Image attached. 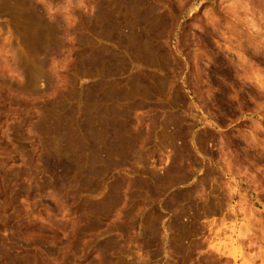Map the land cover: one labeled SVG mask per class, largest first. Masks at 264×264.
Segmentation results:
<instances>
[{"label": "rangeland", "instance_id": "1", "mask_svg": "<svg viewBox=\"0 0 264 264\" xmlns=\"http://www.w3.org/2000/svg\"><path fill=\"white\" fill-rule=\"evenodd\" d=\"M140 10L150 60L115 37ZM137 73L134 140L69 159ZM0 264H264V0H0Z\"/></svg>", "mask_w": 264, "mask_h": 264}, {"label": "bare ground", "instance_id": "2", "mask_svg": "<svg viewBox=\"0 0 264 264\" xmlns=\"http://www.w3.org/2000/svg\"><path fill=\"white\" fill-rule=\"evenodd\" d=\"M144 2V1H143ZM135 5V4H134ZM137 7V6H136ZM141 7V6H140ZM137 9V8H136ZM133 10V9H132ZM134 11V10H133ZM137 12V11H136ZM135 12V13H136ZM144 12L143 11H138V14H137V19H138V21H139V23L141 24L140 26H139V28H137V30H136V27H133V28H135V31L133 30V28H131L130 26V28L132 29V31L130 30V28L127 30V31H120V30H116V36L115 37H117L118 36V38L117 39H119V37L121 38V40L122 41H120V39L118 40V41H120V43H122V44H120V45H122L124 48L123 49H125V48H128L129 50H131V51H133V52H135V54L137 55L135 58H144V57H146V58H148L149 59V57H147V56H150V55H153V52L155 51L156 52V50H158V49H156L155 50V48H157L156 47V44H155V41L157 40H153V31H152V28H150V26L152 25V23H153V21H149V18L147 17V13H145V14H143ZM134 14V13H133ZM156 15V14H155ZM136 17V16H135ZM153 19V18H152ZM156 19V18H155ZM133 20H135V19H133ZM154 20V19H153ZM137 21V22H138ZM132 23V22H131ZM130 25V24H129ZM106 26V25H105ZM109 26V25H108ZM112 26V25H111ZM132 26H133V24H132ZM136 26V25H135ZM138 26V25H137ZM156 26V25H155ZM110 27V26H109ZM104 28V27H103ZM118 28V27H117ZM126 28V27H125ZM105 29V28H104ZM107 30H108V28H107ZM103 31V30H102ZM110 31V30H109ZM157 31V30H156ZM100 32V31H99ZM105 33V32H104ZM103 35V34H102ZM105 35V34H104ZM155 35V34H154ZM160 35V34H159ZM161 36V35H160ZM103 37V36H102ZM113 38H114V36H113ZM158 39H159V37H158ZM109 40V39H108ZM159 41V40H158ZM157 42V41H156ZM121 46V47H122ZM119 47V46H118ZM163 47V46H162ZM117 48V47H116ZM127 49V50H128ZM160 49V48H159ZM163 49V48H162ZM107 50H109V49H107ZM126 50V49H125ZM126 50V51H127ZM119 51V50H118ZM117 51V52H118ZM162 51V50H161ZM108 52V51H107ZM115 52V51H114ZM102 53V52H101ZM111 53V52H110ZM110 53H109V55L107 56H105V73H112V74H114L115 72H114V70H115V66H117V63H115L117 60H119L120 58H121V54L119 55V54H117L116 52V54L117 55H115V53L114 54H112V55H110ZM129 53V52H128ZM161 54V53H160ZM95 55V54H94ZM100 55V54H99ZM98 55V56H99ZM164 55H165V53H164ZM93 56V55H92ZM91 56V54H90V57H92ZM100 56H103L102 54L100 55ZM132 58H134V57H132ZM145 58V59H146ZM150 58H151V56H150ZM99 59V58H98ZM98 59L96 58V60L98 61ZM100 59H102V57L100 58ZM122 59V58H121ZM126 60V59H125ZM133 60V59H132ZM138 60V59H137ZM136 60V61H137ZM150 60V59H149ZM153 60V59H152ZM95 61V60H94ZM96 62V61H95ZM118 62V61H117ZM120 62H121V60H120ZM125 62V61H124ZM129 62H131V61H129ZM143 62H144V60H143ZM154 62V61H153ZM152 62V63H153ZM93 63L94 62H92V65H93ZM101 63H102V61H101ZM126 63H128V61L126 62ZM149 63V62H148ZM151 63V62H150ZM131 64V63H130ZM95 65V64H94ZM93 65V66H94ZM120 65V64H119ZM126 65H128V64H126ZM98 66V65H97ZM123 67V66H122ZM121 67V68H122ZM89 68V67H88ZM93 68V67H92ZM99 68V67H98ZM125 68H126V66H125ZM118 68H116V70H117ZM120 69V68H119ZM127 69V68H126ZM95 70H97V69H95ZM108 71V72H107ZM135 71H137V70H135ZM144 71V70H143ZM133 72V71H132ZM140 72V71H139ZM142 72V71H141ZM91 73V72H90ZM89 73V74H90ZM93 73V72H92ZM91 73V74H92ZM117 73V72H116ZM115 73V74H116ZM119 73V72H118ZM134 73V72H133ZM138 74V73H137ZM143 74H145V73H143ZM143 74H138V75H135V76H133V78L131 79V80H129L130 82H128L127 84H126V86H128V87H126L124 84H122L121 82V84L122 85H120V83H119V81H118V84L116 83V82H114V83H116L117 85H114V87H112V86H109V87H106L107 88V91H105V95H103L102 97L104 98L105 97V135L102 133L103 131H101V129H99L97 132H91L90 130L87 132V133H82V137L79 139V140H77L76 141V139H75V134H74V136H73V134H72V131L71 130H65V129H63L65 132L64 133H60V137H58L56 140L58 141V143H59V145H61V146H59V148L60 147H62V146H64V147H66V150H67V152H66V155H67V157L70 159V158H73V157H77L78 155H77V153L75 152V150L74 149H76V148H79V150L81 149H84V147L85 148H87V147H89V146H91V144H94L96 147L97 146H100V145H103L104 146V143H105V151L106 152H108V151H113V150H115L114 149V147L117 149L118 148V146L119 145H124V144H129L130 145V143H131V141H132V139H131V141L129 140H123L122 138H124L123 137V134H125L124 132H123V130H121L120 128H119V125H120V121L122 120V118H121V116H123L124 114H127V112L129 111V109H126L125 107H123V106H117V107H113V105H111V104H114L113 102H122V100H126V99H133V97H135L136 98V95L139 93H141V92H143L142 94H144V93H146L147 91H145V89H144V91H141V90H143V88H146L143 84H145V83H143V82H145V80L143 79V78H145V77H143L144 75ZM121 75V74H120ZM124 75V74H123ZM143 75V76H142ZM107 76V75H106ZM115 76V75H114ZM132 77V76H131ZM148 77V76H147ZM126 78V77H125ZM154 78V77H153ZM156 78V77H155ZM166 78V77H165ZM130 79V78H129ZM146 79V78H145ZM158 79H160V78H157L156 80H158ZM128 81V80H127ZM152 81V80H151ZM159 81V80H158ZM147 82V81H146ZM156 83V82H155ZM157 84H159V83H157ZM161 84H162V81H161ZM124 85V86H123ZM145 85H147V84H145ZM169 85V84H168ZM156 86V85H155ZM103 87V86H102ZM105 88V89H106ZM160 88V87H159ZM166 88V87H165ZM103 91V90H102ZM164 92V91H163ZM95 93V92H94ZM99 93V92H98ZM102 94V93H101ZM97 95V94H96ZM95 94H94V96H96ZM141 95V94H140ZM147 95H150L149 93L147 94ZM99 97V96H98ZM97 98V97H96ZM101 98V97H100ZM103 98L102 99H99L100 101L101 100H103ZM98 99V98H97ZM96 100V99H95ZM99 100H98V102H99ZM104 101V100H103ZM137 101V100H136ZM136 101L134 100V102H135V104H136ZM140 101V100H139ZM143 101V100H142ZM102 102V101H101ZM112 102V103H111ZM132 101H130V103L129 104H132V103H134V102H132ZM142 103V102H141ZM144 103V102H143ZM115 105V104H114ZM116 105H119L118 103H116ZM122 105H123V103H122ZM137 105V104H136ZM129 107H130V105H129ZM135 107V106H134ZM137 109V108H136ZM139 109H141V108H139ZM96 110H97V108H96ZM99 110V109H98ZM136 111V110H135ZM52 112V111H51ZM56 112V111H55ZM93 112L94 111H92V109L90 110L89 109V112H88V116L90 117H88L90 120H92V118L91 117H93V119L95 118L94 117V114H93ZM56 114V113H55ZM99 114V113H98ZM102 114V113H101ZM130 114V113H129ZM132 114V113H131ZM65 115V114H64ZM55 116V115H54ZM53 116V117H54ZM57 117V116H56ZM60 117V116H59ZM120 117V118H119ZM61 118V117H60ZM63 118V117H62ZM65 118V117H64ZM54 119V118H53ZM71 119V118H70ZM69 119V120H70ZM121 119V120H120ZM120 120V121H119ZM55 121H56V119H55ZM122 122V121H121ZM58 123V122H57ZM126 123V122H125ZM94 124V123H93ZM122 124V123H121ZM124 124V123H123ZM59 125V124H58ZM63 125V124H62ZM96 125V124H95ZM61 127V126H60ZM70 127V126H69ZM123 127V126H122ZM121 127V128H122ZM65 128V127H64ZM102 128V127H101ZM123 129V128H122ZM125 130V129H124ZM53 131V130H52ZM51 131V132H52ZM93 131V130H92ZM56 132V131H55ZM63 132V131H62ZM129 132V131H128ZM76 133V132H75ZM58 134V133H57ZM133 134V133H132ZM77 135V134H76ZM51 136H52V134H51ZM58 136V135H57ZM105 136V137H104ZM137 136H138V133H137ZM54 138H55V136H54ZM127 139H129V138H127ZM136 139V138H135ZM134 140V139H133ZM125 141H127V142H125ZM138 141V140H137ZM136 141V142H137ZM55 143V142H54ZM77 145H76V144ZM110 145V147L113 149H111V148H108V146ZM67 147H71V149L69 150V148L67 149ZM76 147V148H75ZM119 147H121V146H119ZM123 147V146H122ZM127 147V146H126ZM133 147V146H132ZM61 150L63 149V147L62 148H60ZM60 149H58V150H60ZM107 149H108V151H107ZM125 149H128V148H125ZM128 151V150H127ZM59 152V151H58ZM62 152V151H61ZM82 153V152H81ZM114 153V152H113ZM120 153V152H119ZM107 154H109V153H107ZM62 155V154H61ZM106 155V154H105ZM60 156V155H59ZM107 156V155H106ZM109 156V155H108ZM107 156V159H106V161L108 160V157ZM66 157V158H67ZM100 157V156H99ZM123 157V156H122ZM78 159L80 158V157H77ZM69 159H67V160H69ZM77 159V160H78ZM81 159V158H80ZM79 159V160H80ZM88 159V158H87ZM90 159V158H89ZM88 159V160H89ZM100 159H102L101 157H100ZM72 160V159H71ZM74 160H75V158H74ZM86 161L87 163H89V161ZM91 160H93V159H91ZM70 161V160H69ZM82 161V160H81ZM84 161V160H83ZM94 161V160H93ZM93 161H91L92 163H95V162H93ZM109 161H110V159H109ZM109 161L107 162V164L109 163ZM112 161V160H111ZM71 162H73V161H71ZM74 163H75V161H74ZM78 163H81V162H78ZM69 166V165H68ZM107 169V168H106ZM68 171V170H67ZM106 172V171H105ZM115 194V193H114ZM113 196V195H112ZM111 197V196H110ZM111 200V199H110ZM113 201V200H112ZM112 203H114V202H112Z\"/></svg>", "mask_w": 264, "mask_h": 264}]
</instances>
